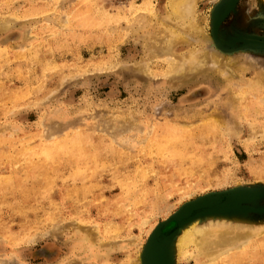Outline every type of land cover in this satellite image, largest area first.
<instances>
[{
  "label": "rangeland",
  "instance_id": "rangeland-1",
  "mask_svg": "<svg viewBox=\"0 0 264 264\" xmlns=\"http://www.w3.org/2000/svg\"><path fill=\"white\" fill-rule=\"evenodd\" d=\"M171 1L0 0V264H237L154 243L212 193L264 264V0Z\"/></svg>",
  "mask_w": 264,
  "mask_h": 264
},
{
  "label": "bare ground",
  "instance_id": "bare-ground-1",
  "mask_svg": "<svg viewBox=\"0 0 264 264\" xmlns=\"http://www.w3.org/2000/svg\"><path fill=\"white\" fill-rule=\"evenodd\" d=\"M192 6L193 2H188V0H173L169 2V7L172 9L173 13L177 15H180L181 8L191 10ZM190 19L191 17L189 18V20ZM218 120L219 119H217V121ZM226 121L228 122V120ZM227 199L228 195L218 193L206 194L202 197H199L198 200L189 201L185 204H182V206L176 213L168 216V219L166 218V221H164V223L162 224L163 228L160 229V232L158 231V234H165L166 232H169L171 230L172 232H174V230L176 231L179 226H183L181 229H179L181 230L179 231L180 235L175 238L172 244L170 243L171 245L169 247L166 246L169 257L171 256L170 258H174L175 260H177L180 255H185L187 248L192 245L197 249L195 250L197 251V256L199 257L198 259H200V262L204 263L205 261L206 263H212L217 261L218 258L222 256L229 255L230 258L234 259L237 264H242L243 257H240L241 255L239 254V251L242 250L240 247H248V244L251 245V243L256 238L262 236L261 234L263 231L256 233L258 226L256 222H258V220L251 221V219L245 217L247 216V214L245 215V212L243 215L238 214L236 216L230 217L229 219L212 217V215L215 214L212 212L219 209V207L222 208ZM198 212H201V215H204L206 218L202 216L200 218L198 216ZM209 216L211 217L209 218ZM246 247H244L243 249L247 250ZM259 254L260 252L253 253V258L248 257L250 259L247 261L245 260L246 263H244L256 264L255 262H257V259H260ZM262 255V258H264V252ZM145 264H162V261L160 258H151L150 262H146Z\"/></svg>",
  "mask_w": 264,
  "mask_h": 264
},
{
  "label": "water",
  "instance_id": "water-1",
  "mask_svg": "<svg viewBox=\"0 0 264 264\" xmlns=\"http://www.w3.org/2000/svg\"><path fill=\"white\" fill-rule=\"evenodd\" d=\"M223 195H228V199L225 201V203L223 204V207H222V208H225V207L228 206V204H229V202L231 200L232 195L231 194H223ZM222 208L219 207V209H217V210H220ZM198 213H201V212H198ZM162 228L163 227H159V229L156 231V234L154 236L155 237L154 238V243H157L158 244V241L162 238V235L163 234H158V231L160 232V229H162ZM157 244H156V246H157Z\"/></svg>",
  "mask_w": 264,
  "mask_h": 264
}]
</instances>
